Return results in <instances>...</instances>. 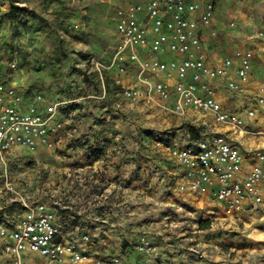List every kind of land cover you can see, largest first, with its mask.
Returning a JSON list of instances; mask_svg holds the SVG:
<instances>
[{
  "label": "crops",
  "instance_id": "crops-1",
  "mask_svg": "<svg viewBox=\"0 0 264 264\" xmlns=\"http://www.w3.org/2000/svg\"><path fill=\"white\" fill-rule=\"evenodd\" d=\"M98 1L101 4L97 7L88 5L89 2H83L81 7L80 0H65L64 9L53 2L46 12L58 9L65 12L68 9L71 15L61 22L64 27H67L66 23L70 27L82 23L77 15L97 14L100 20H109L115 34L111 54L106 61L94 56L108 63L118 40L112 14L115 2L108 4ZM11 3L9 0L4 3L3 14L6 16ZM23 6L27 4L23 3ZM47 15L53 21V15ZM197 15L198 12H195L193 17ZM230 21H234V26H229ZM1 32L7 34L4 29ZM39 34L36 33L37 38L41 37ZM201 40L203 57L208 64L216 67L221 65L224 58L232 56L236 49L252 50L253 70L248 83L239 84V89L234 92L225 88L224 79L219 78L213 84L217 98L226 109L239 112L250 127L264 128V108H259L254 120L246 115V108L260 93L259 84L264 82V0H216L213 22L202 29ZM36 43L43 47L48 45L41 39ZM87 51L91 52L89 49ZM172 58V54L161 57L162 60ZM236 65L235 62L230 68L232 77ZM130 73L124 77V84L135 81V69ZM94 74L98 89L84 79L83 73L75 72L66 77L65 83L57 87L47 99L40 94L30 98L35 94L33 88L36 84L34 76L27 71L19 69L12 76L0 78V83L13 86L20 94L21 110L36 104L44 111L51 102L65 101L57 117L62 122V128L52 137L56 143L55 149L39 146L34 152H29L14 148L6 156L8 160H19L27 154L38 161L35 169L20 170L19 173L22 175L20 179L27 183L25 185L28 190H32L39 199H34L27 192L24 197L33 202H45L55 208L62 239L70 241L88 235L89 242L84 243L88 248L84 247V250L91 254V264H94L95 259L105 262L114 256H121L122 264H139L143 259L148 264H234V260L229 259L230 252L235 249L230 247L234 239L217 231L206 232L208 229L200 228L198 222L209 218L211 230L223 227L227 222V226H230L244 217H250L248 212L258 207L242 213L238 218L218 217L215 215L217 203L211 198L178 190L182 170L174 164L168 151L172 137L167 135L169 130L160 131V139V133L153 140H148L143 134L139 135L138 132L143 130H133L135 126L124 120L122 109L116 110L114 106L108 109L107 97L116 87L112 81L114 73L106 71L104 74V97H101V82L97 74ZM160 78H163V74ZM168 116L169 120L165 123L169 127L177 126L172 129L173 132L185 128L184 125L195 117L192 112L186 117ZM134 122L139 123L138 120ZM247 143L256 145L260 140L249 139ZM247 164L250 165L251 161H247ZM44 172L46 178L43 180L41 175ZM19 184L22 185V182ZM192 199L200 200L199 203L212 202L204 208L205 218L196 217V208H190L195 204ZM22 213L23 208L15 197H6L0 201V222H8ZM141 233H145L158 245L155 255L145 256L134 250V244ZM195 248L203 252L202 258L192 252ZM0 264H9L7 256L2 252L1 243ZM24 264L73 263L66 257L57 263L26 253Z\"/></svg>",
  "mask_w": 264,
  "mask_h": 264
},
{
  "label": "built area",
  "instance_id": "built-area-1",
  "mask_svg": "<svg viewBox=\"0 0 264 264\" xmlns=\"http://www.w3.org/2000/svg\"><path fill=\"white\" fill-rule=\"evenodd\" d=\"M102 1L115 2L112 14L118 40L108 63L94 56L87 58L101 82V97L106 93L104 74L112 71L114 85L121 86V95L130 104L143 102L179 117L192 112L195 117L185 128L167 133L172 135L168 144L170 157L182 170L178 190L208 196L217 203L224 217L233 219L263 205L264 128H252L239 112L226 109L217 98L213 84L219 78L224 79L225 88L234 92L239 84L248 83L252 77L253 52L236 49L217 67L208 64L201 53V31L213 22L216 0ZM195 12L198 15L193 17ZM229 26H234V21ZM166 54L174 58L162 60ZM235 62L232 77L230 68ZM132 69H135V81L124 84V77ZM259 90V95L246 108L251 120L259 108H264V82L259 84ZM20 102L21 96L13 86L0 83V163L5 167V176L6 156L12 149L29 152L39 146L55 149L52 137L62 128L57 117L65 101L51 102L44 111L36 104L21 110ZM114 109L120 110L121 104L116 102ZM193 131L197 134L195 138ZM255 138H259V144L247 143ZM4 186L15 192L7 178ZM15 199L23 208L22 215L0 222V243L9 264H24L26 253L57 263L66 257L73 264H91L92 256L82 246L89 242L88 235L66 241L62 239L54 207L22 195ZM134 250L145 256L155 255L158 245L141 233ZM192 252L198 258L204 255L197 248ZM93 261L122 264V257ZM139 264L148 261L143 259Z\"/></svg>",
  "mask_w": 264,
  "mask_h": 264
},
{
  "label": "rangeland",
  "instance_id": "rangeland-1",
  "mask_svg": "<svg viewBox=\"0 0 264 264\" xmlns=\"http://www.w3.org/2000/svg\"><path fill=\"white\" fill-rule=\"evenodd\" d=\"M5 1L8 0H0V78L6 75L12 76L19 69L29 72L34 76L36 84L33 88L35 94L30 96L32 99L37 94H40L41 97L45 96L47 99L57 87L65 83L66 77L75 72L77 74L83 73L84 79L91 82L93 87L98 89L95 74L90 69L91 66L88 64L87 58L88 56H96L106 61L110 56L115 34L109 20H100L101 18L97 14L81 17L77 15L83 24L76 23L78 27H74V25L70 27L66 23L67 27H64L61 22L71 15L70 11L67 12L68 9L65 12H61L59 9L48 11L49 14L53 15V21L48 19L50 18L49 15L46 16L48 14L46 10L53 2H56V5L60 4L58 6L60 9H64L66 7L65 0H9L12 3L17 2L20 7L26 8V11L20 13L19 17L13 20L8 15L3 14ZM62 2L63 4H61ZM83 2H89L88 5L92 7L101 4L98 0H80L79 6L84 4ZM23 3H26L27 6H23ZM1 29H4L7 34L2 33ZM36 33L38 35L41 33V37L37 38ZM40 39L45 40L48 45L43 47L39 45L40 42L37 44L36 41ZM88 49L91 52L87 51ZM130 72L131 70L129 74H131ZM115 86L113 88L114 92L110 91L108 97L106 96L108 109L118 101L122 109V112H118L123 114L124 120L133 123L135 126L133 130H143V132H138L139 135L143 134L147 136L148 140H153L155 136H158V133L161 134L160 131L172 130L177 127H169L165 123L169 120V114L165 115L162 111L150 108L143 102L130 104L121 95V86ZM27 95L29 94L27 93ZM113 111L115 110L113 109ZM134 120H138L139 123L137 124ZM147 122L149 125H147ZM170 124L174 125L173 123ZM164 126L167 127L163 128ZM37 166L38 161L25 154L19 160H7L5 176V167L0 163V201L10 196L19 198L20 195L24 196L25 192L38 200V196L32 190H28V186L25 185L27 183L20 179L22 175L19 173L20 170L29 171ZM41 177L44 180L46 172L42 173ZM5 178L11 182L15 192L5 189ZM21 182L22 185L19 184ZM194 202L195 204L190 208H196V217L202 216L205 218L204 208L212 202L199 203L200 200L198 199ZM261 206H264V204L258 206L254 211L248 212L250 217H244L235 223L233 222L230 226H227V222L223 224V227L211 230L209 229L211 228L210 224L204 228L199 226V222L202 220L198 222V226L202 229L207 228L206 232L217 231V233L234 239L235 242L230 247L235 249L229 254V259L234 260V264H264V207ZM216 208L215 215L222 216L221 210H218V207ZM82 246L87 247L84 243H82Z\"/></svg>",
  "mask_w": 264,
  "mask_h": 264
},
{
  "label": "trees",
  "instance_id": "trees-1",
  "mask_svg": "<svg viewBox=\"0 0 264 264\" xmlns=\"http://www.w3.org/2000/svg\"><path fill=\"white\" fill-rule=\"evenodd\" d=\"M23 11H26L25 7H20L15 3H11V6L8 10V16L11 19L16 20L19 17L20 13H22ZM196 135H197L196 132L193 131L192 136L195 138ZM209 224H210L209 219L202 220L199 222V226L202 228L207 227Z\"/></svg>",
  "mask_w": 264,
  "mask_h": 264
}]
</instances>
